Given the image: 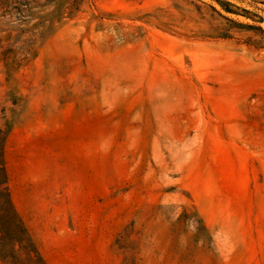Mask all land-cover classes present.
Returning a JSON list of instances; mask_svg holds the SVG:
<instances>
[{
  "label": "rangeland",
  "instance_id": "1",
  "mask_svg": "<svg viewBox=\"0 0 264 264\" xmlns=\"http://www.w3.org/2000/svg\"><path fill=\"white\" fill-rule=\"evenodd\" d=\"M211 6L0 0V215L40 258L0 264H264V34Z\"/></svg>",
  "mask_w": 264,
  "mask_h": 264
},
{
  "label": "trees",
  "instance_id": "2",
  "mask_svg": "<svg viewBox=\"0 0 264 264\" xmlns=\"http://www.w3.org/2000/svg\"><path fill=\"white\" fill-rule=\"evenodd\" d=\"M215 2L219 8L215 6H211V8L219 17H222L228 22V28L232 26L246 30H256L264 34V28L259 24H255L261 23L264 18L257 11H254V9H259L264 12L263 8L258 7V5L264 6V0H238V2L231 0H215ZM238 3H244L245 5H240ZM228 15L249 19L251 23L235 20ZM228 28L223 29L218 35L221 37H228ZM0 173L2 174L1 167ZM4 195L6 197L7 212L0 215V231H2V236L0 235V259L4 261L6 254L3 251H5L7 247H10L13 238L17 239V242L27 239L26 248L30 245L32 249L29 251L35 253L38 257V253L32 244V240L22 221L16 214L6 190H4Z\"/></svg>",
  "mask_w": 264,
  "mask_h": 264
}]
</instances>
